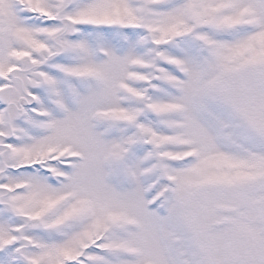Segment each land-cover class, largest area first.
Here are the masks:
<instances>
[{"label":"snow or ice","instance_id":"obj_1","mask_svg":"<svg viewBox=\"0 0 264 264\" xmlns=\"http://www.w3.org/2000/svg\"><path fill=\"white\" fill-rule=\"evenodd\" d=\"M0 264H264V0H0Z\"/></svg>","mask_w":264,"mask_h":264}]
</instances>
